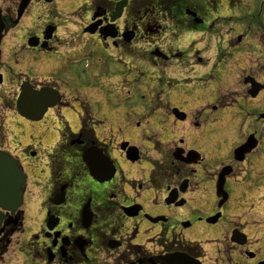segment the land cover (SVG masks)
I'll return each mask as SVG.
<instances>
[{
	"label": "flooded vegetation",
	"instance_id": "af4514ba",
	"mask_svg": "<svg viewBox=\"0 0 264 264\" xmlns=\"http://www.w3.org/2000/svg\"><path fill=\"white\" fill-rule=\"evenodd\" d=\"M241 1L0 0V152L25 178L0 264L264 263V205L195 200L197 175L264 177V52L247 38L264 8Z\"/></svg>",
	"mask_w": 264,
	"mask_h": 264
},
{
	"label": "rangeland",
	"instance_id": "374dc122",
	"mask_svg": "<svg viewBox=\"0 0 264 264\" xmlns=\"http://www.w3.org/2000/svg\"><path fill=\"white\" fill-rule=\"evenodd\" d=\"M257 4V0H243L242 3H240L239 8H248V7H255ZM223 6V5H222ZM256 8V7H255ZM32 13V10L29 9L27 12V16ZM230 27V26H229ZM262 30L258 32H249L248 33V40L250 41H258V47L261 52H264V34L261 32ZM241 31L240 29L236 30L234 35L239 34ZM258 33V34H257ZM109 88V86H107ZM112 92V91H111ZM203 173V172H202ZM204 174V173H203ZM203 174L197 175L195 177V187L197 188V191L195 193V200L198 201V204L207 203V202H213L215 199L214 196V183L213 180L215 178L211 176H205ZM256 178L261 179L260 182H264V177H249L247 180H255ZM235 178H231L228 182L231 185V187H234V180ZM245 180V179H244ZM243 180V181H244ZM245 180V181H247ZM244 181V182H245ZM246 184H249L250 182H245ZM251 184V183H250ZM261 189H252V188H226L227 191L230 193V200L227 205V207L235 210L237 212V216H244L247 217L250 213V206H247L244 204L243 201L249 202V201H256L260 200L261 196L264 199V187L260 185ZM232 193V194H231ZM154 198H148L149 204H154ZM204 205V204H203ZM235 214H229V216H236ZM250 215V214H249ZM264 227V225H263ZM259 236V235H258ZM254 240V238H253Z\"/></svg>",
	"mask_w": 264,
	"mask_h": 264
},
{
	"label": "water",
	"instance_id": "95a60500",
	"mask_svg": "<svg viewBox=\"0 0 264 264\" xmlns=\"http://www.w3.org/2000/svg\"><path fill=\"white\" fill-rule=\"evenodd\" d=\"M29 2L30 0H21L19 13H21L26 8ZM246 147H248V143L245 146L241 147V149L236 150V153L244 151V149H247ZM247 151L248 150H245L244 152ZM130 155H132V152H130L128 156ZM131 159L134 160L135 158ZM19 171L20 170L16 161L11 159L9 156L0 153V210L14 211L18 207V205L21 204L24 178ZM227 175L228 172H226V170L221 171L216 185V193L218 197L222 196V203L227 199L225 193L222 192L224 185L223 181L225 179V176Z\"/></svg>",
	"mask_w": 264,
	"mask_h": 264
}]
</instances>
